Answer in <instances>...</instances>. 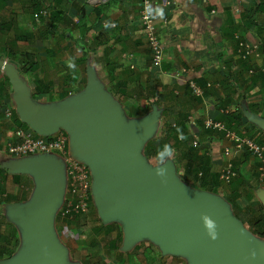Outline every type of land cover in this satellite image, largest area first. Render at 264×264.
Returning <instances> with one entry per match:
<instances>
[{
    "label": "crops",
    "instance_id": "obj_1",
    "mask_svg": "<svg viewBox=\"0 0 264 264\" xmlns=\"http://www.w3.org/2000/svg\"><path fill=\"white\" fill-rule=\"evenodd\" d=\"M142 1L0 0V62L18 63L35 79L43 93L36 90L38 100L31 96L45 108H59L63 100L80 93L78 85L84 91L94 77L119 104L125 121L157 110L164 136L172 134V147L171 156L158 161L156 168L171 164L183 183L199 190L193 177L184 180L192 159L195 167H205L217 177L220 187L213 194L223 198L235 216L234 207L262 203L259 160L247 150H237L223 133L206 129L204 121L219 120L231 131L264 140V0H154L164 52L159 66L153 64L139 19ZM44 6L48 15L36 19L35 12ZM240 39L259 43L260 56L243 59ZM4 47L16 52V60ZM58 71L59 78L51 76ZM189 77L203 89L202 96L193 94ZM7 81L0 63V91L5 95H0V264L14 261L25 247L18 210L30 203L36 190L34 177L17 167L28 157L5 154L6 145L16 139L15 129L23 127L14 88ZM8 106L10 118L4 112ZM228 162L238 172L229 184L219 180ZM30 181L35 188L28 187ZM64 185L66 194L67 176ZM166 255L189 264L188 256Z\"/></svg>",
    "mask_w": 264,
    "mask_h": 264
},
{
    "label": "water",
    "instance_id": "obj_2",
    "mask_svg": "<svg viewBox=\"0 0 264 264\" xmlns=\"http://www.w3.org/2000/svg\"><path fill=\"white\" fill-rule=\"evenodd\" d=\"M0 63L23 122L46 136L65 130L72 157L87 164L92 177L95 172L98 208L105 220L124 222L125 246L150 237L164 254L188 256L189 264H264V243L223 198L188 187L171 164L154 170L146 165L139 149L158 125L157 110L125 121L119 104L94 77L59 108H45L32 98L17 70ZM260 123L264 127V119ZM25 161L18 170L34 177L36 190L30 203L18 210L25 247L9 264H63L65 250L55 238L52 219L64 200V161L55 155L28 156ZM160 168L166 169L165 175L156 174ZM259 195L264 204V189ZM206 219L214 225L215 238Z\"/></svg>",
    "mask_w": 264,
    "mask_h": 264
},
{
    "label": "rangeland",
    "instance_id": "obj_3",
    "mask_svg": "<svg viewBox=\"0 0 264 264\" xmlns=\"http://www.w3.org/2000/svg\"><path fill=\"white\" fill-rule=\"evenodd\" d=\"M8 9L4 11L7 15ZM44 17V16H42ZM13 37H10L11 40ZM9 41V40H8ZM5 59V57L3 56ZM3 59V60H4ZM21 56L19 61H22ZM10 60L7 59V63ZM27 62V60H26ZM31 63V60H29ZM16 67L20 79L26 81L30 86L33 97L39 99L36 93L35 79L31 75L24 72L22 66L9 63ZM49 72H52L51 69ZM3 73L5 71L3 70ZM60 71L51 74L53 77L59 78ZM7 76V75H6ZM12 88V86H11ZM83 85L77 88L76 93L82 92ZM149 111V110H147ZM165 125L158 124L154 133L142 144L139 154L145 159L149 169H156L157 162L160 158L156 155H150L147 148L151 147L156 150L159 142L165 134ZM64 132L60 129L54 134ZM68 136V135H67ZM155 167V168H154ZM93 185L90 191L89 210L85 214L62 218L59 211L55 212L52 219V230L58 243L64 247L65 254L63 264H186L187 262L175 256L166 255L162 251L160 243L150 237H141L131 246H125L126 228L122 220L115 218L113 220H105L98 208L97 202V184L95 180V172L92 177ZM185 183V182H184ZM186 184V183H185ZM28 187L35 188V182H28ZM202 190V189H199ZM236 216L243 222L244 226L252 233L251 219L255 215L257 206L248 205L244 208H233ZM63 234V236H62ZM122 236V242L118 244L117 237ZM253 235V234H252ZM254 236V235H253ZM114 241H117L114 245ZM118 244V248H116ZM184 256V255H182ZM185 258V256L183 257ZM187 259V257H186Z\"/></svg>",
    "mask_w": 264,
    "mask_h": 264
},
{
    "label": "built area",
    "instance_id": "obj_4",
    "mask_svg": "<svg viewBox=\"0 0 264 264\" xmlns=\"http://www.w3.org/2000/svg\"><path fill=\"white\" fill-rule=\"evenodd\" d=\"M156 3L154 0H143L139 11V19L143 24V30L148 41L150 56L155 66H159L164 57L163 44L158 27L154 20ZM49 8L42 7L35 12L34 17L40 19L47 16ZM238 53L243 59L260 56V44L247 39H240ZM253 72V71H252ZM186 82L196 96L203 95V89L195 78L189 77ZM5 116H12V108H5ZM204 127L214 132L223 133L237 150H247L259 160V178L264 181V140L259 141L255 137L238 134L227 128L222 121L208 118L204 121ZM15 141L9 142L5 147V154L10 158H24L37 155H55L64 161L68 185L63 203L59 208L62 218L85 214L89 210V198L92 188V174L89 166L74 157L69 151V138L64 133L41 135L30 127H18L15 129ZM197 146L196 141L193 142ZM238 172L232 162L226 163L219 178L223 183H229L237 177Z\"/></svg>",
    "mask_w": 264,
    "mask_h": 264
},
{
    "label": "trees",
    "instance_id": "obj_5",
    "mask_svg": "<svg viewBox=\"0 0 264 264\" xmlns=\"http://www.w3.org/2000/svg\"><path fill=\"white\" fill-rule=\"evenodd\" d=\"M7 50L8 48H5L4 47V50ZM6 52V55L13 59V60H16L17 58V54L16 52H14V50H11L10 48L5 51ZM4 52V53H5ZM29 56V55H28ZM31 56L28 57L29 60ZM32 63V61H31ZM33 65V63H32ZM28 70V69H27ZM26 70V71H27ZM9 86L10 83L9 81H7V83ZM1 86V84H0ZM39 93H43V90L41 88H38L37 90ZM68 92H65L64 95H67ZM0 95H2L3 97H5V95L3 94V89H1L0 91ZM21 125L23 127H29L27 124H25L24 122L21 123ZM172 136L171 133L167 134L166 136H164V138L162 139L161 142H159L156 150H154L153 148L149 147L147 148V151L150 155H156L157 157L160 158L159 156V153L160 151H162L163 149V146L164 145H170L171 146V141L169 140V138ZM176 142H178L177 138H174ZM172 147V146H171ZM193 147V146H192ZM190 149V152H193V149L189 148ZM167 157V156H166ZM165 157V158H166ZM164 158V159H165ZM161 160V158H160ZM201 172V173H200ZM201 174V175H200ZM220 175V174H219ZM186 178H184L185 181H187L188 177L190 176V179H192L193 177V180L196 181L199 186L201 187L202 190H205L207 192H210V193H215L217 192L218 188L220 187V182L217 180V177H215L214 175H211L208 170H206L205 167H195L194 165V161H192V159H189V164L187 165V168H186ZM236 178V177H235ZM234 178V179H235ZM232 179V180H234ZM220 180V178H219ZM232 180L229 182L231 183ZM221 181V180H220ZM222 182V181H221ZM228 183V184H229ZM264 183V181H263ZM262 185V184H261ZM232 203H235V199L233 200ZM257 206V210L255 211V215L253 216V218L251 219V225H252V234L255 236V238L264 243V204L263 202L262 203H259ZM117 239H120L118 240V244L120 245V243L122 242V236L120 237V235L117 237ZM117 241H114V245ZM118 244L116 246V248H118Z\"/></svg>",
    "mask_w": 264,
    "mask_h": 264
},
{
    "label": "clouds",
    "instance_id": "obj_6",
    "mask_svg": "<svg viewBox=\"0 0 264 264\" xmlns=\"http://www.w3.org/2000/svg\"><path fill=\"white\" fill-rule=\"evenodd\" d=\"M68 66L71 68V67H74V64L69 63ZM159 156H160L161 160H163L166 156H171V146L170 145H164L162 151H160V153H159ZM165 173H166V169L160 168L157 170L156 174L158 176H163V175H165ZM206 225L209 229L210 236L212 238H215L216 233L214 231V225L211 222L207 221V219H206Z\"/></svg>",
    "mask_w": 264,
    "mask_h": 264
}]
</instances>
